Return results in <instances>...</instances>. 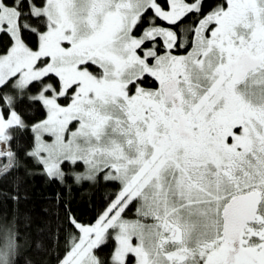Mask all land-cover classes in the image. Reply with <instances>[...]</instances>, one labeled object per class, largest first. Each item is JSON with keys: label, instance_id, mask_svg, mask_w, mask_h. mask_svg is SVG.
Returning <instances> with one entry per match:
<instances>
[{"label": "snow or ice", "instance_id": "6c2138e0", "mask_svg": "<svg viewBox=\"0 0 264 264\" xmlns=\"http://www.w3.org/2000/svg\"><path fill=\"white\" fill-rule=\"evenodd\" d=\"M18 173L60 189V264H264V0H0ZM101 181L81 222L68 197Z\"/></svg>", "mask_w": 264, "mask_h": 264}, {"label": "trees", "instance_id": "16d2710c", "mask_svg": "<svg viewBox=\"0 0 264 264\" xmlns=\"http://www.w3.org/2000/svg\"><path fill=\"white\" fill-rule=\"evenodd\" d=\"M19 184L22 187L17 189ZM17 190L21 195L19 202L10 198ZM59 191L56 184H50L40 174L0 177V235L10 231L13 236L15 253L11 264H60L68 245L56 239L62 235L59 229L63 215L50 202ZM113 191L101 181L95 188L85 186L68 199L76 216L88 223L94 220Z\"/></svg>", "mask_w": 264, "mask_h": 264}, {"label": "rangeland", "instance_id": "374dc122", "mask_svg": "<svg viewBox=\"0 0 264 264\" xmlns=\"http://www.w3.org/2000/svg\"><path fill=\"white\" fill-rule=\"evenodd\" d=\"M128 215H130L129 218H132L133 213L130 212ZM14 249V246L10 250L0 247V264H11L13 254L15 253Z\"/></svg>", "mask_w": 264, "mask_h": 264}]
</instances>
